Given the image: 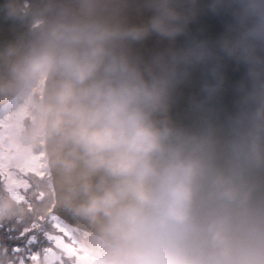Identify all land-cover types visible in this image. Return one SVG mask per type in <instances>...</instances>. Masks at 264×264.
Returning a JSON list of instances; mask_svg holds the SVG:
<instances>
[{
  "label": "clouds",
  "instance_id": "obj_1",
  "mask_svg": "<svg viewBox=\"0 0 264 264\" xmlns=\"http://www.w3.org/2000/svg\"><path fill=\"white\" fill-rule=\"evenodd\" d=\"M205 12L230 22L178 45ZM0 23V134L45 173L0 189V226L54 213L93 264H264V0H0Z\"/></svg>",
  "mask_w": 264,
  "mask_h": 264
},
{
  "label": "snow or ice",
  "instance_id": "obj_2",
  "mask_svg": "<svg viewBox=\"0 0 264 264\" xmlns=\"http://www.w3.org/2000/svg\"><path fill=\"white\" fill-rule=\"evenodd\" d=\"M2 127L0 125V128ZM3 140V135L0 134V189L13 195L18 202H24V195L20 194V190L28 191L30 183L17 179L11 171L13 167H17L13 163L15 150L11 145L6 147ZM43 167L40 157L33 156L27 158L18 168L24 175L30 172L33 176L42 179L45 175ZM49 225L67 237L68 243H65L60 236L50 234L47 230ZM45 240L49 244L54 243L60 250V255L53 253L50 247H44L43 261H41L39 252L34 249H40ZM13 242H19V246H12ZM0 256H6L9 264H28L29 260L32 264H93L77 247L73 234L63 218L54 213H50L47 217L38 216L19 230L0 226Z\"/></svg>",
  "mask_w": 264,
  "mask_h": 264
},
{
  "label": "water",
  "instance_id": "obj_3",
  "mask_svg": "<svg viewBox=\"0 0 264 264\" xmlns=\"http://www.w3.org/2000/svg\"><path fill=\"white\" fill-rule=\"evenodd\" d=\"M207 3V0H204ZM230 22V16L227 14L212 15L210 13H203L188 27L186 36H182L177 40L178 45H183L192 38H208L215 39L221 32L224 31L226 24ZM8 25L0 23V39L9 37ZM166 42L152 37L146 40L140 46V51L144 54L156 48H162ZM224 75V82L222 92L219 97V103L225 108H230L232 101V94L234 87L241 81L244 73L242 66L231 61H226L222 68ZM207 77V68L199 67L191 70L190 79L180 88V97L178 100V110H183L187 96L202 86Z\"/></svg>",
  "mask_w": 264,
  "mask_h": 264
},
{
  "label": "trees",
  "instance_id": "obj_4",
  "mask_svg": "<svg viewBox=\"0 0 264 264\" xmlns=\"http://www.w3.org/2000/svg\"><path fill=\"white\" fill-rule=\"evenodd\" d=\"M23 177L25 178L26 182H29L31 178L35 177L33 176L30 172L27 174V175H23ZM27 191L24 190V189H21L20 190V194L21 195H24ZM19 230V229H18ZM47 230L49 231L50 234L52 235H58L60 236V238L62 240H64L65 243H68V239L67 237H64L62 233H59L57 232L55 229H52L51 226L49 225ZM12 246H19V242H13V245ZM44 247H50L52 250H56L57 252H60L59 249H57L53 244H49L46 240L43 242V244L41 245V248L40 249H34V251H38L39 252V259L41 261H43V248ZM28 264H32V262L29 260L28 261Z\"/></svg>",
  "mask_w": 264,
  "mask_h": 264
},
{
  "label": "rangeland",
  "instance_id": "obj_5",
  "mask_svg": "<svg viewBox=\"0 0 264 264\" xmlns=\"http://www.w3.org/2000/svg\"><path fill=\"white\" fill-rule=\"evenodd\" d=\"M11 171L13 172V174L15 175V177L17 179H20V180H25V178L23 177L24 174H22L20 171H19V168L18 167H13L11 169ZM53 253H55L56 255H60V252H57L56 250H52Z\"/></svg>",
  "mask_w": 264,
  "mask_h": 264
}]
</instances>
